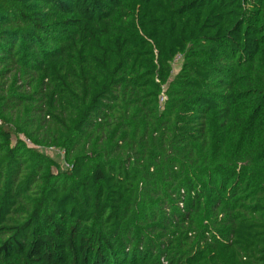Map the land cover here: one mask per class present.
I'll list each match as a JSON object with an SVG mask.
<instances>
[{
  "label": "trees",
  "instance_id": "1",
  "mask_svg": "<svg viewBox=\"0 0 264 264\" xmlns=\"http://www.w3.org/2000/svg\"><path fill=\"white\" fill-rule=\"evenodd\" d=\"M0 264H264V0H0Z\"/></svg>",
  "mask_w": 264,
  "mask_h": 264
},
{
  "label": "rangeland",
  "instance_id": "2",
  "mask_svg": "<svg viewBox=\"0 0 264 264\" xmlns=\"http://www.w3.org/2000/svg\"><path fill=\"white\" fill-rule=\"evenodd\" d=\"M178 69V62L175 61L173 63V71H177ZM44 152L50 156L53 160L59 163L61 166H65L63 163V155L59 149H45Z\"/></svg>",
  "mask_w": 264,
  "mask_h": 264
},
{
  "label": "built area",
  "instance_id": "3",
  "mask_svg": "<svg viewBox=\"0 0 264 264\" xmlns=\"http://www.w3.org/2000/svg\"><path fill=\"white\" fill-rule=\"evenodd\" d=\"M176 60H179V57H178V56L175 57V61H176Z\"/></svg>",
  "mask_w": 264,
  "mask_h": 264
}]
</instances>
